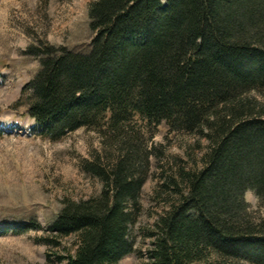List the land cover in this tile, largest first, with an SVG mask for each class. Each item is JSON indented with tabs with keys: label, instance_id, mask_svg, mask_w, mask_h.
Instances as JSON below:
<instances>
[{
	"label": "trees",
	"instance_id": "obj_1",
	"mask_svg": "<svg viewBox=\"0 0 264 264\" xmlns=\"http://www.w3.org/2000/svg\"><path fill=\"white\" fill-rule=\"evenodd\" d=\"M88 18L95 36L87 53L31 52L39 70L23 107L33 132L49 142L102 123L120 133L137 116L206 138L202 168L161 186L165 209L150 236V264L206 255L264 264V0H97ZM144 168L132 149L110 167L86 166L100 194L64 201L50 228L76 239L67 264H118L132 253Z\"/></svg>",
	"mask_w": 264,
	"mask_h": 264
},
{
	"label": "rangeland",
	"instance_id": "obj_2",
	"mask_svg": "<svg viewBox=\"0 0 264 264\" xmlns=\"http://www.w3.org/2000/svg\"><path fill=\"white\" fill-rule=\"evenodd\" d=\"M95 1L0 0V264H67L77 249L76 239H58L50 231L62 203L98 196L102 184L86 166L110 167L129 149L144 164L146 179L136 220L129 227L132 253L118 264H150V236L165 209L167 189L161 186L180 170L202 168L206 138L171 132L165 124L148 127L137 116L122 125L120 133H112L104 123L69 133L58 142L33 132L35 126L23 107V93L39 70V60L31 52L50 46L87 53L95 36L88 9ZM244 198L250 213L258 217L255 194L248 191ZM191 264L247 263L206 255Z\"/></svg>",
	"mask_w": 264,
	"mask_h": 264
}]
</instances>
